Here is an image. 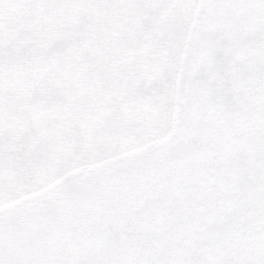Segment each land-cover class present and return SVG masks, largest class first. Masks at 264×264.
<instances>
[{"label":"snow or ice","instance_id":"snow-or-ice-1","mask_svg":"<svg viewBox=\"0 0 264 264\" xmlns=\"http://www.w3.org/2000/svg\"><path fill=\"white\" fill-rule=\"evenodd\" d=\"M0 264H264V0H0Z\"/></svg>","mask_w":264,"mask_h":264}]
</instances>
